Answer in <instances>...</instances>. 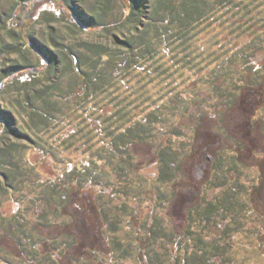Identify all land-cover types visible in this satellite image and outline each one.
I'll return each instance as SVG.
<instances>
[{"label":"trees","instance_id":"1","mask_svg":"<svg viewBox=\"0 0 264 264\" xmlns=\"http://www.w3.org/2000/svg\"><path fill=\"white\" fill-rule=\"evenodd\" d=\"M5 1L0 0L1 59L29 46L38 64H0V83L16 84L19 91L0 108V132L18 124L38 143L33 145L36 154L50 157L53 171H41L30 157L12 168L0 154V191L29 186L34 203L37 197L40 204H55L64 214L65 205L80 203L93 189L101 204L109 206L102 208L110 219H118L121 212L112 207L117 204L109 203L140 185L139 179H129L140 161L132 146L147 142L155 147L162 172L173 154L179 157L182 152L176 153L172 144L180 138L176 128L169 146H155V137L173 116L190 109L191 81H185H211L212 74H200L204 64H215L212 81L222 83L214 82L213 87L226 96L227 106L250 108L254 118L264 114V0H62L57 5L48 4L53 0H41L42 5L40 0H8V7ZM18 9L26 11L18 15ZM62 20L70 24L67 41L52 39L57 51L39 44L33 24ZM89 29L104 32V41L83 38ZM3 32L10 42L2 43ZM211 36L217 40L211 41ZM253 95L260 103L249 107ZM40 130L55 133L58 144L43 145ZM59 146L75 147L78 154L60 159ZM219 173L214 172L210 182L223 175ZM26 199L23 194L17 203L25 208L20 210L22 218L28 219ZM220 200L193 223L204 230L207 215L220 205L234 210L227 198ZM21 224L29 235L25 220ZM179 246L186 252L179 254L183 264H218L221 242L216 239L203 242L200 236H189Z\"/></svg>","mask_w":264,"mask_h":264},{"label":"rangeland","instance_id":"2","mask_svg":"<svg viewBox=\"0 0 264 264\" xmlns=\"http://www.w3.org/2000/svg\"><path fill=\"white\" fill-rule=\"evenodd\" d=\"M53 1L48 4L63 3ZM9 4L6 0L5 7ZM25 11L18 9L17 14L23 15ZM68 22L62 20L50 25L36 22L32 26L33 33L39 44L57 51L58 47L51 41L67 38ZM1 35L3 44L11 41L4 32ZM82 36L104 41V32L93 29ZM210 38L213 42L217 40V37ZM19 50L4 59L0 57V64H25L24 61L38 64L29 46ZM42 59L45 61L44 57ZM204 65L200 74H212L211 81L206 83L203 77H196L195 83L190 79L185 81L184 85L191 81L187 86L192 89L190 96L194 98L188 104L190 109L178 112L155 137V146H169L176 128L180 138L172 144L176 153L180 152L178 149L182 152L179 157L173 154L170 166L162 172L155 147L147 142L132 146L140 161L137 173L129 174V179H139L140 185L130 188L127 197H115L109 203L117 204L112 207L121 212L116 213L117 220L110 219V213L102 208L107 204H101L103 200L93 189L89 190L90 195H82L80 203L73 200L65 205L64 214L57 212L59 207L55 204H40L37 197L34 203L35 194L29 186L19 184L21 187L17 190L0 191V264H183L184 256L179 254L186 252L179 244L189 236H200L203 242L213 239L221 242L215 258L218 264H264V114L257 113L254 118L249 116L250 108L227 106L223 101L226 96L221 97L219 90L213 87L214 82L216 86L222 83L221 79L212 81L215 64ZM16 86L0 83L1 109H5V102L18 96ZM257 98L250 97L249 107L260 103ZM8 127L3 128L4 133L0 132V154L7 158V164L15 168L19 160L30 157L40 164L41 171L52 173L50 157L45 159L33 148L38 143L28 139L18 124L13 122ZM54 134L40 130L38 139H43L45 146L58 144ZM58 150L60 159L78 154L75 147L59 146ZM218 170L223 175L210 182L212 174ZM32 176L36 179L34 174ZM23 194L27 196L26 207L30 206L28 219L22 218L25 208L17 203V198ZM220 198H227L225 202L229 201L234 210L220 205L207 215L209 220L204 230L193 223L195 216L201 217L202 212L214 205L211 203L220 202ZM24 220L31 232L29 235L22 228Z\"/></svg>","mask_w":264,"mask_h":264},{"label":"bare ground","instance_id":"3","mask_svg":"<svg viewBox=\"0 0 264 264\" xmlns=\"http://www.w3.org/2000/svg\"><path fill=\"white\" fill-rule=\"evenodd\" d=\"M43 34V33H42ZM75 44V43H74ZM81 45V44H80ZM64 46V45H63ZM4 57V56H3Z\"/></svg>","mask_w":264,"mask_h":264},{"label":"water","instance_id":"4","mask_svg":"<svg viewBox=\"0 0 264 264\" xmlns=\"http://www.w3.org/2000/svg\"><path fill=\"white\" fill-rule=\"evenodd\" d=\"M212 159V157H210Z\"/></svg>","mask_w":264,"mask_h":264}]
</instances>
